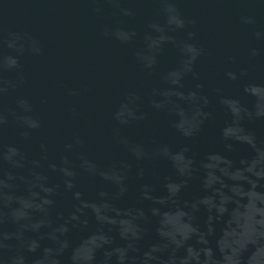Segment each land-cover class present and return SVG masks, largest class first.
Masks as SVG:
<instances>
[{
    "label": "clouds",
    "instance_id": "obj_1",
    "mask_svg": "<svg viewBox=\"0 0 264 264\" xmlns=\"http://www.w3.org/2000/svg\"><path fill=\"white\" fill-rule=\"evenodd\" d=\"M88 2L97 17L112 9L115 19L102 25L100 36L130 50L142 83L152 78L157 82L147 90H122L111 106L110 143L124 158L111 153L92 156L89 136L79 124L61 138L62 147L53 155L55 143L45 135L44 117L21 91L28 85L23 58L44 55V46L29 32L0 27V264H63L66 252L68 264H264V141L258 142L245 126V122L264 120V82L245 79L256 58L264 57V47H251L246 66L224 73L228 81L241 83L250 103L225 94L222 87L213 89L216 102L229 117L220 128L225 149L231 153L237 145H247L250 155L238 162L216 151L197 158L188 143L173 148L155 138L145 142L125 134L148 120L145 105L165 115L185 141L199 137L205 123L215 118L204 84L185 87L186 79L199 80L198 61L209 53L190 30L196 21L184 15L182 0ZM244 2L264 11L261 0ZM137 5L155 6V15L143 31L126 22L139 14ZM239 22L264 45V24L254 13L242 12ZM170 49L176 59L164 67L162 60ZM62 87L67 97L76 100L93 91L87 84ZM67 116L96 129L75 102L67 106ZM9 126L15 127L23 142L39 138L38 154L30 155L21 143L9 142ZM145 161H165L175 176H164L160 191L151 183L139 184V204L148 202L147 207H120L117 201L129 191V180L133 176L143 180ZM82 177L98 179L112 191L102 188L95 199H89L80 190ZM194 179L200 181L202 194L182 199L181 192ZM66 193L74 201L67 213L57 210L58 197ZM202 210L203 225L198 216ZM92 222L95 228L89 230ZM9 223L15 225L14 231L5 229ZM217 225H222L219 235ZM77 230L82 235L73 243L70 233ZM150 231L157 239L142 249L140 241ZM113 232L122 243L115 242ZM44 240L51 243L42 245ZM26 253L34 254L31 260Z\"/></svg>",
    "mask_w": 264,
    "mask_h": 264
},
{
    "label": "water",
    "instance_id": "obj_2",
    "mask_svg": "<svg viewBox=\"0 0 264 264\" xmlns=\"http://www.w3.org/2000/svg\"><path fill=\"white\" fill-rule=\"evenodd\" d=\"M261 3H264V0H261ZM92 7L88 0H0V27L29 32L38 37L44 46V55L23 58L28 85L21 91L34 100L38 111L44 117L45 135L55 143L51 154L54 155L61 149V138L79 124L81 131L89 136V150L92 156L102 158L111 153L115 157L124 158L125 154L110 143L111 106L122 90L130 87L147 90L157 81L152 78L142 83L140 70L132 60L130 50L100 36L102 25L115 19L112 9L105 6L108 8L106 16L97 17L92 13ZM137 7L140 8L139 14L134 18H126V22L138 31H143L146 21L155 15V6ZM180 7L186 17L196 21L189 28L196 32L197 42L209 53L198 61L199 80L188 78L185 80V87L194 88L196 83L204 84L203 91L212 102L210 110L214 112L215 118L205 123L199 137L185 141L171 127L165 115L145 105V110L149 112L148 120L139 126L126 129L125 134L145 142L155 138L173 148L188 143L191 146V154H195L197 158L209 151H216L229 155L238 162L242 156L250 155V149L247 145H237L231 153L225 149L220 137V128L229 117L216 102L213 89L222 87L225 94L238 96L243 102L250 103V98L242 92L241 83L228 81L224 73L227 70L238 71L240 67L246 66L248 50L251 47H264L254 40L247 27L239 22V15L249 12L254 13L264 24V11L260 10L259 5L246 3L244 0H182ZM230 57L236 58L235 63ZM175 59V52L170 49L163 57L162 65L170 66ZM253 63L255 66L250 69L245 79L264 82V57H257ZM65 83L70 86L87 84L93 91L76 100L65 95L62 87ZM42 98L46 99V103H40ZM74 102L79 105L84 119L95 123V130L88 129L83 121L74 122L68 119L67 106ZM245 126L255 133L258 142L264 141V120L245 122ZM6 139L9 142L21 143L30 155L38 154L39 138L23 142L15 127L9 126ZM142 166L145 171L143 180L135 176L129 180V191L117 201L120 207H147L148 202L139 204V184L151 183L160 191L162 178L175 176L174 170L165 161H145ZM52 180L56 182L57 178L53 175ZM79 184L80 190L89 199H95L102 188L112 191L98 179L93 181L82 177ZM200 194V181L194 179L180 195L182 199L190 200ZM73 203L71 193L61 195L57 199V210L67 213ZM198 216L203 225L206 213L202 210ZM4 227L8 231L15 230V225L11 223ZM221 227L222 225H217V235ZM94 228L95 223H90L89 230ZM81 235L80 231H73L70 233V239L76 243ZM112 235L116 237L117 244L122 243L118 234L113 232ZM156 239L155 232L150 231L140 241V247L146 249ZM212 239L215 247V238ZM49 243L51 242L47 240L41 241L42 245ZM26 255L31 260L34 254ZM68 255L66 252L62 257L63 264H68Z\"/></svg>",
    "mask_w": 264,
    "mask_h": 264
}]
</instances>
